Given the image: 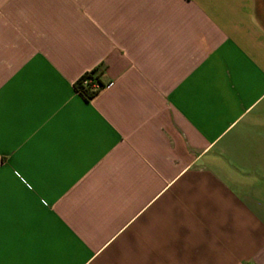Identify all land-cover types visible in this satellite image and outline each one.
<instances>
[{
    "label": "crops",
    "instance_id": "0c3cea01",
    "mask_svg": "<svg viewBox=\"0 0 264 264\" xmlns=\"http://www.w3.org/2000/svg\"><path fill=\"white\" fill-rule=\"evenodd\" d=\"M0 264H264V0H0Z\"/></svg>",
    "mask_w": 264,
    "mask_h": 264
},
{
    "label": "trees",
    "instance_id": "16d2710c",
    "mask_svg": "<svg viewBox=\"0 0 264 264\" xmlns=\"http://www.w3.org/2000/svg\"><path fill=\"white\" fill-rule=\"evenodd\" d=\"M96 83L104 86V83L101 81L100 67H95L85 72L75 83V88L86 100H91L99 92V90L93 89V85Z\"/></svg>",
    "mask_w": 264,
    "mask_h": 264
},
{
    "label": "built area",
    "instance_id": "2783aa9c",
    "mask_svg": "<svg viewBox=\"0 0 264 264\" xmlns=\"http://www.w3.org/2000/svg\"><path fill=\"white\" fill-rule=\"evenodd\" d=\"M111 86H112V83H109L107 85L104 84V86H100L99 84L96 83V84L93 85V89H95V90H101L104 87H111Z\"/></svg>",
    "mask_w": 264,
    "mask_h": 264
}]
</instances>
